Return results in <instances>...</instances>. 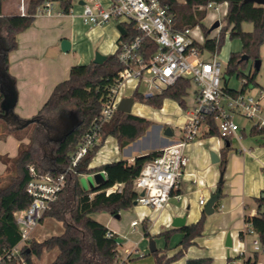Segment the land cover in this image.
<instances>
[{
	"label": "trees",
	"instance_id": "obj_1",
	"mask_svg": "<svg viewBox=\"0 0 264 264\" xmlns=\"http://www.w3.org/2000/svg\"><path fill=\"white\" fill-rule=\"evenodd\" d=\"M5 1L0 0V20L1 18L6 20V29H8L6 34L0 35V119L8 120L13 116L17 125L15 128L8 127L4 133H0V140L14 134L21 140V144L16 156L0 155L1 161L6 165L4 174H0V255L13 248L21 239L20 225L16 221L15 212L28 208L33 200L28 192V184L33 177L30 168L33 166L40 174H50L54 177L66 172L65 183L58 192L57 199L51 203L50 208L41 218V222L45 218H53L61 222L64 227L59 234H52L41 241L32 238L22 251L25 264H34V259L41 258L45 252L54 249L58 251L56 257L46 264H120V243L116 241L118 235L92 215L100 211L117 215L120 211L133 206L138 198L135 188L136 178L145 163L160 155L162 150H153L136 156L133 162L122 159L97 167H91L90 164L108 136H115L118 146L124 148L143 136L152 127V120L116 110L111 120L102 126L100 140L78 161L79 163L70 169L69 167L71 154L76 151L93 122L101 114L103 100L109 94L110 88L117 83L119 72L126 67L119 58L122 50L120 42L132 41L142 34L135 22H122L126 33L120 36L118 50L109 54L101 64L93 61L74 64L70 69L69 77L56 84L34 116L39 118V121L28 125L29 129L32 128L31 133L26 131L19 134L16 129L21 128L19 123L25 119L15 113L18 99L17 78L9 72V53L17 47L18 34L33 24L38 8L48 0H27L25 14L18 12L9 15H5ZM61 2L62 5L69 6L70 0H61ZM161 2L167 5L174 15L175 30L188 31L195 26H201L206 41L203 45L197 42L195 44L202 48H207L213 53L220 52L228 31L231 39L241 40L242 48L236 53L232 52L225 73L227 76L235 73L238 78H244L246 81L241 90L227 85L225 87L227 92L236 95L246 91L249 84L255 83L259 70H251L246 74L243 68L248 66L251 59L254 62L260 59V48L264 43V4L246 0H161ZM224 2L228 5L224 18L227 24L221 27L218 37L209 38L210 29L204 24L208 5ZM243 22H253V31H244ZM157 48L158 45L153 39L144 37L141 53L145 59H149ZM243 55L249 56V59L243 58ZM191 84L190 79L181 77L174 85L150 96L144 95L136 88L133 97L135 101L149 103L156 108L163 106L166 97H172L186 107L185 96ZM71 107L75 109L77 121L68 128V116L73 113L69 110ZM60 113H63L61 115L63 122L60 125L51 123V120ZM208 123L207 136L219 135L215 118L210 117ZM243 134L246 136L245 130ZM250 134L264 135V127L255 124ZM25 137L30 138L29 142H23ZM222 138L228 143L231 142V137ZM229 147L230 145L221 149L222 171L227 168ZM96 170L105 171L107 180L91 191L84 190L80 177ZM116 183L123 184L122 190L108 193V188ZM223 184L220 182L219 187L222 188ZM256 201L259 204L258 214L246 215L245 222L253 225L256 235L264 245V213L262 215L260 212L264 198H256ZM206 216L203 212L196 222L163 231L161 234L166 239L176 230L183 232L184 236L178 244L180 248L172 256L159 249L154 251L157 262L155 264H169L184 256L187 249L196 243V238L203 235ZM109 232L112 236L108 235ZM146 235L150 236V233L147 232ZM239 236L245 237L243 230L240 231ZM258 258L259 254L256 252L248 257L245 263L260 264ZM212 260V257H191L186 260V264H211ZM4 264L20 263L16 259L7 257L4 259Z\"/></svg>",
	"mask_w": 264,
	"mask_h": 264
},
{
	"label": "built area",
	"instance_id": "obj_2",
	"mask_svg": "<svg viewBox=\"0 0 264 264\" xmlns=\"http://www.w3.org/2000/svg\"><path fill=\"white\" fill-rule=\"evenodd\" d=\"M212 5L214 4L211 3L208 7ZM21 8V13L25 14V5L22 4ZM52 10L53 3L46 1L38 8L36 14H51ZM82 16L84 22L92 26L103 25L111 19L123 18L133 21L142 35L132 41L120 42L122 50L119 58L126 67L119 72L117 83L110 88L109 94L103 100L101 114L93 122L76 151L71 154L69 169L79 163L78 161L100 140L102 126L111 120L121 99L126 97H119L121 85L125 82L136 83L138 90L142 83H146V91L142 92L146 96L162 92L181 77L188 78L192 84L197 85L194 92L196 102L188 116L182 139L163 147L160 155L145 163L135 180L137 203L155 210L163 209L178 188L184 169L188 165L186 145L198 137L203 125L209 128L210 117L215 118L221 137L242 138V127L235 115L256 119V125L264 127L260 100L248 96L246 91L233 95L225 90L229 79L225 73L226 66L218 58L219 53L196 45V41L188 34L190 29L175 30L174 15L161 0H111V4L106 8L98 2L95 5L85 3ZM144 37L153 39L158 45L157 51L149 59H145L141 53ZM261 97H264V92ZM30 170L33 177L28 184V192L33 200L28 208L15 212L21 239L13 248L0 255V264H4L7 257L25 264L22 251L33 238L32 232L41 222L44 212L57 199L58 192L65 183L66 172L54 177L50 174H40L33 166ZM122 188V183H116L108 188L107 192L121 191ZM205 200L202 198L200 202L204 204ZM138 223V220L132 221L134 226ZM243 232L245 235H255V250L248 253L246 246L236 247L240 253L233 259L234 264H246L245 260L256 252L259 254L260 250L264 255V245L250 222L246 223ZM108 235L112 236V233L109 232ZM258 259L260 264H264Z\"/></svg>",
	"mask_w": 264,
	"mask_h": 264
},
{
	"label": "crops",
	"instance_id": "obj_3",
	"mask_svg": "<svg viewBox=\"0 0 264 264\" xmlns=\"http://www.w3.org/2000/svg\"><path fill=\"white\" fill-rule=\"evenodd\" d=\"M48 1L53 3L52 0ZM97 2L105 8L111 4V0H70L69 6L62 5V2L59 6L53 3L51 14H37L33 24L18 34L17 47L9 53V72L17 78L18 99L15 113L20 118L29 119L34 117L48 99L56 84L69 77L70 69L74 64H85L89 60L92 61L97 50L107 56L118 50L122 34L118 26L122 25V22L126 21L125 19H111L103 25L95 26L88 25L83 20L84 4L92 3L95 5ZM20 4L19 0L17 11L14 12L11 10L12 4L5 5V15L20 12ZM209 8H214L218 12L224 8V12L227 13L228 5L224 2L214 4ZM68 10L69 12L66 13L65 11ZM59 12L64 13L59 15ZM242 28L244 31H253L254 24L253 22H243ZM82 37L89 41L88 46H84L80 41ZM63 39H68L71 43L72 48L68 51L62 49ZM132 94L133 92L125 96ZM191 111L188 112V115ZM208 129V127L205 128L197 138L187 143L185 150L188 155V165L184 169L178 188L173 192L166 206L161 210H157L160 213L158 221L161 222L160 229H164V231L173 228L172 222L176 216L186 217L184 226L198 221L202 213L205 212L204 207L210 195L217 191L221 177L224 175V187L222 188L221 197L216 203L217 207L215 205L214 212L219 211L221 214L222 228L217 234L218 237L224 238L228 233L232 246V238L237 235L238 229L239 233L242 231L240 229L242 225L244 227L246 225V215L258 214L259 204L256 198H264V195L261 196L264 194V135H258L261 137L259 144L249 140L244 142L243 137L236 136L231 137V142L228 143L220 135L207 136ZM243 130H245V127L241 131ZM172 131L174 135L175 132L173 129ZM172 136H156L154 144L147 148H134L136 142L141 140L143 136L124 148L118 146V141L114 146L110 145L108 148L104 145L94 156L90 166L97 167L122 159L133 162L136 156L162 149L179 141L172 139ZM24 139L29 142L28 138ZM233 139L238 140L239 147H233ZM1 142H6L5 144L8 147L12 145L11 148L13 147L14 150L12 152L7 151L4 144L0 155L15 156L18 153L15 150L19 149L21 140L13 137L12 134L8 135L6 139L0 140ZM229 145L227 168L222 171L221 167L218 166L221 161V149ZM211 153H216L220 160L213 162ZM1 162L0 174H4L6 165ZM101 171L105 175L102 180L104 182L107 180L106 173L103 170ZM202 198L206 199L204 204L200 202ZM145 212V210L141 211V213ZM92 216L96 217L97 220L99 219L98 221L105 224L119 237L117 229L120 226L116 222V218H120V216L117 217L115 214L112 217V214L108 212L102 215L104 218H98L95 214ZM183 236L184 233L180 234V237L183 238ZM200 237L196 238V243ZM240 246H243V244ZM240 246L237 245V247ZM178 248H180L179 245H177ZM150 252L152 251L150 250ZM131 255L129 254L128 258H131ZM120 256L121 261H124L121 253ZM191 257L211 256L203 254Z\"/></svg>",
	"mask_w": 264,
	"mask_h": 264
},
{
	"label": "rangeland",
	"instance_id": "obj_4",
	"mask_svg": "<svg viewBox=\"0 0 264 264\" xmlns=\"http://www.w3.org/2000/svg\"><path fill=\"white\" fill-rule=\"evenodd\" d=\"M56 6H59L61 0H52ZM19 0H6L5 5L8 3L12 4V11H17V4ZM20 9L22 11L21 5L24 4L25 8L27 6V0H20ZM92 4V3H91ZM224 8L220 10V12L215 11L214 8H209L207 12V16L205 18L204 24L210 29L208 37L215 38L218 37L220 33L221 27L225 26L227 22L224 20L225 18ZM220 20L221 27L216 29H211L212 24ZM8 29H6V20L4 18L1 19L0 22V35L6 34ZM249 32V31H248ZM189 36L192 37L194 41L197 43H204L206 41V36L203 32L201 26H195L190 29L188 32ZM91 40V39H90ZM80 41L83 43L84 46H88V40L85 37H82ZM242 48V43L239 38L231 39L229 31L225 34V38L220 49L218 52V58L222 63L226 66L229 61V57L232 52L240 51ZM97 52L95 51V56L92 61L95 59ZM260 60H261V67L257 73L255 83H251L246 88V93L248 96H252L256 99H259L262 103L263 108V115H264V97H261L262 93L264 92V43L261 45L260 48ZM91 62L90 60L86 63ZM78 64V63H77ZM255 62L251 59L248 66L243 68V72L248 74L251 70H255ZM229 79V85L233 89L241 90L244 82L246 81L244 78H238L237 75L234 73L233 75L227 76ZM136 88V83H123L121 85L120 96H125L131 94ZM146 83H142L139 86L140 92L146 91ZM197 88L196 84H192V86L188 89V93L185 96L187 106H183L180 104L179 100L166 97L161 108H156L152 104L144 103L141 101H135L132 106L131 112L135 115H139L145 117L149 120H152L153 125L148 130L147 134L138 140L134 146L139 148H147L154 144V139L156 136H165V130L167 127H171L174 130V135L172 139L174 140H181L184 135V128L188 121V112L192 110L193 105L195 104V96L194 92ZM69 110L73 111L70 113L69 120L67 121V125L71 118L76 117V113L74 112V107L69 108ZM68 111V110H67ZM63 113H60L58 116H55L51 123H55V125H60L63 122L61 117ZM77 118V117H76ZM236 120L239 122L242 128L245 127L246 136L243 134V131H240V135L244 138V142L251 141L253 143L259 144L260 138L258 135L250 134L251 128L256 124L257 120L248 118L243 115H235ZM17 125L16 120L13 116H10L8 120L0 119V133H4L8 127L15 128ZM206 125H203L200 129L199 133H202L205 130ZM32 129V128H31ZM31 129L28 126L23 128H17L16 131L20 134L31 133ZM13 137L17 138L14 134ZM245 136V137H244ZM7 138V137H6ZM5 138V139H6ZM28 138V137H25ZM18 139V138H17ZM30 140V138H28ZM4 140V139H3ZM28 140V141H29ZM24 142L27 143V140L24 139ZM263 141V140H262ZM6 143V142H5ZM4 142L0 143V152L3 150ZM10 143V141H9ZM117 143V139L115 136L110 135L106 138L102 147H107L110 145H115ZM6 150L12 152L13 147L11 148L5 144ZM233 147H239L240 143L237 139L232 140ZM18 151V150H15ZM18 153H16L17 155ZM15 155V156H16ZM1 161V160H0ZM2 163V162H1ZM1 165V164H0ZM220 167V162L218 163ZM104 173L101 170H96L91 173H87L82 175L80 178L81 186L86 191H91L100 183H103ZM224 180V175H223ZM224 187V184H223ZM222 187V188H223ZM262 194L261 196H263ZM145 210V213H141V211ZM107 213L105 211H100L94 213L98 216V218H104L102 215ZM120 218H116V222L120 226L118 230L119 237L123 239V242L120 243L119 252L122 254L124 261H121L120 264H155L156 262V254L150 252V240L153 239L158 246L157 249L166 253L168 256H172L175 252H177V245L180 243L182 237H180L181 232L180 230H176L172 232L168 239L161 234L164 229H160L161 222L159 220L160 213L159 211L155 210L149 206H143L141 204H134L128 209H124L119 212ZM207 215V214H206ZM220 212L216 211L214 214H209L206 216L205 225L203 235L198 239L197 243L190 246L187 249L184 256L170 262L169 264H185L186 258H190L191 256H201L206 254L213 258L211 264H234V258H237L239 255V251L235 249L241 244L246 246L248 253L255 250L253 241L256 239L254 234H247L244 238L239 236V229L237 235L234 236L233 244L228 248L226 245L228 239V233H226L225 237L220 238L218 237V233L221 230V218ZM115 215H112V217ZM96 218V217H94ZM144 219V220H143ZM99 220V219H98ZM138 220L139 223L137 225H133L132 221ZM101 222V221H100ZM63 224L53 218H45L42 222H40L37 227L32 232L33 240H43L46 237H49L52 234H59L63 230ZM240 229L244 230V226L240 227ZM160 230V231H157ZM150 233V236L146 235V233ZM57 249L45 252L41 258L34 259V264H46L51 262L57 255ZM131 255V258L129 257ZM230 257V260H229ZM259 258L261 261L264 262V255L260 250ZM121 260V256H120Z\"/></svg>",
	"mask_w": 264,
	"mask_h": 264
},
{
	"label": "water",
	"instance_id": "obj_5",
	"mask_svg": "<svg viewBox=\"0 0 264 264\" xmlns=\"http://www.w3.org/2000/svg\"><path fill=\"white\" fill-rule=\"evenodd\" d=\"M246 1H253V2H256L258 4H264V0H246ZM220 24H221L220 20L215 21L212 24L211 29L219 28ZM118 28H119V30H120V32L122 34L126 33V30L124 29V27H122V25H119ZM61 45H62V49L64 51H68L70 48H72L71 47V43H70V41L68 39H63ZM107 58H108L107 55H104V54H102L100 52H97L96 57L93 60V62L101 64ZM243 58L248 60L249 56L243 55ZM255 66H256L257 70H260V67H261V60L260 59H257L255 61ZM134 103H135V98L132 95L123 97L121 99L119 105H118V110L119 111L121 110V111H124V112H127V113H132L131 110H132V106H133ZM34 121H39V118L32 117V118H29V119H25L22 122L20 121L19 127H21V128L22 127H26L30 123H33ZM76 121H77L76 117L71 118L70 121H69V124H68V128L71 127ZM165 132H166L165 135H167V136H172L173 135V131H172L171 127H167ZM211 157H212V161L213 162H218L220 160L219 157L216 155V153H211ZM221 182H223V177H221ZM221 192H222V188L219 187L216 192H214V193H212L210 195L209 200L207 201V203L205 204V207H204V211H205L206 214L214 213L215 205H216V203L219 201V199L221 197ZM141 194L143 195L144 191H142ZM134 204H137V201H135ZM260 212L263 215V213H264V205H262V208H261ZM116 216L119 217L120 215L117 214ZM185 221H186V217H184V216L181 217V215L180 216H176V217L173 218L172 226L181 228L182 226H184ZM116 241L118 243H120V242H122V239L120 237H117ZM227 245L231 246V238H230V236L228 238ZM150 250L152 252L157 250L156 243H155V241L153 239L150 240Z\"/></svg>",
	"mask_w": 264,
	"mask_h": 264
}]
</instances>
